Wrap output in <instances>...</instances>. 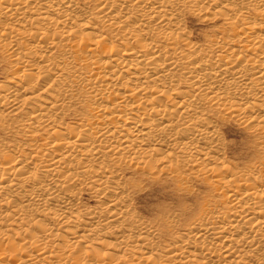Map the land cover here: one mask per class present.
<instances>
[{"label":"bare ground","instance_id":"6f19581e","mask_svg":"<svg viewBox=\"0 0 264 264\" xmlns=\"http://www.w3.org/2000/svg\"><path fill=\"white\" fill-rule=\"evenodd\" d=\"M0 55V264H264V0H0ZM160 178L209 189L148 218Z\"/></svg>","mask_w":264,"mask_h":264},{"label":"rangeland","instance_id":"374dc122","mask_svg":"<svg viewBox=\"0 0 264 264\" xmlns=\"http://www.w3.org/2000/svg\"><path fill=\"white\" fill-rule=\"evenodd\" d=\"M187 17L185 25L196 39H201L206 32L219 26V20H207V16ZM116 44V42H113ZM4 69H9V63L0 55V82L5 78ZM222 139L226 144V157L231 163L239 166L246 163L251 156L257 153L255 138L252 137L241 125L228 117H222L217 121ZM189 188L191 194H182L176 191L175 182L171 178L158 180H146L139 192L134 195L136 210L143 216L153 218L160 208L174 209L179 201L191 203L200 198L209 189L203 181L191 180ZM88 193L81 195L82 203L92 204Z\"/></svg>","mask_w":264,"mask_h":264}]
</instances>
